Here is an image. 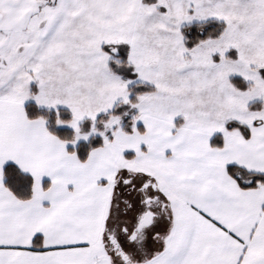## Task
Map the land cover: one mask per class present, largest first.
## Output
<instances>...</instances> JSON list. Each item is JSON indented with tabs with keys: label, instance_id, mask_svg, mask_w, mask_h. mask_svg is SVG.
<instances>
[{
	"label": "snow or ice",
	"instance_id": "6c2138e0",
	"mask_svg": "<svg viewBox=\"0 0 264 264\" xmlns=\"http://www.w3.org/2000/svg\"><path fill=\"white\" fill-rule=\"evenodd\" d=\"M0 264H264V0H0Z\"/></svg>",
	"mask_w": 264,
	"mask_h": 264
}]
</instances>
